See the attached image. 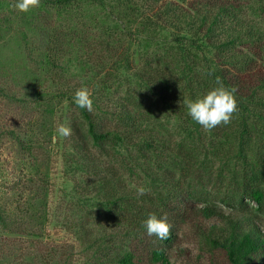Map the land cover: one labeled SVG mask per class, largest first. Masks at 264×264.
Here are the masks:
<instances>
[{"label":"trees","instance_id":"16d2710c","mask_svg":"<svg viewBox=\"0 0 264 264\" xmlns=\"http://www.w3.org/2000/svg\"><path fill=\"white\" fill-rule=\"evenodd\" d=\"M16 3L0 0V13ZM6 20L4 13L0 40L10 38L0 51V93L28 109L29 123L0 126V138L31 165H51L58 147L64 172L80 175L85 198L74 235L87 264L190 259L174 218L190 222L225 264H264V0H41L20 12L18 31ZM136 35L158 46L133 69ZM66 58L77 75L66 78ZM218 78L235 89L238 109L208 131L183 102L218 87ZM123 84L131 86L114 91ZM82 87L92 93V111L73 102ZM64 102L72 110L67 138L57 132ZM48 175L36 170L24 183L35 227L25 228L5 203L1 230L42 238ZM150 214L167 216V239L147 235ZM76 248L34 247L30 263L14 254L16 264H74Z\"/></svg>","mask_w":264,"mask_h":264},{"label":"rangeland","instance_id":"374dc122","mask_svg":"<svg viewBox=\"0 0 264 264\" xmlns=\"http://www.w3.org/2000/svg\"><path fill=\"white\" fill-rule=\"evenodd\" d=\"M4 13L7 14L5 24H11L12 30L18 31L20 26L18 24L20 11L11 6L6 8L4 12L2 10L0 19L3 18ZM11 20H13V23L9 22ZM9 38L10 36L7 35L0 40V51L3 50V45H5ZM131 45L133 69L142 66L149 54L158 46L157 43L144 39L139 35L133 38ZM63 65L69 71L66 78L78 74L74 58L71 60L66 58ZM130 71L126 73L130 75ZM76 78H73V80ZM1 80L4 81L5 78L2 76ZM130 86H127V88L123 84V90L115 89L114 91L124 92ZM116 87L120 86L117 85ZM16 104L18 105L14 100H9L8 97H4L0 93V126L5 129H18L19 126L27 127V123H29L28 109L21 111L17 108ZM58 111L60 112L57 114L56 120L59 124H64L67 115L72 111L68 106V102H64V104L58 106ZM54 140L57 139L54 138ZM60 151L58 147L55 149V161L53 160L51 165L45 166L43 161L39 160L33 162L31 165L29 158L21 154L17 145L11 139L0 138V205L6 203L9 213L12 212L18 219L21 217L19 220L25 228L33 227L34 222L27 216V213L30 215L29 207L26 206L30 203L31 193L25 189L24 183L35 176L36 170L42 172V176L49 173L48 179L50 181L48 220L45 224L42 238L36 239L10 234L0 229V264H16L19 258L14 253H19V251L24 254L23 258L25 262L30 263L32 262L31 258L35 256L34 247H42L48 251L49 249L61 250L62 248H66L67 245H75L77 247L73 256L76 259L74 264L88 263L86 262L88 258L81 251V248H79L74 235V231L80 229L79 227H74V224L79 219L76 210H82L80 204L85 198L80 188H77L81 184V177L77 173L72 176V174L64 172L65 165L59 155ZM214 199L219 204L216 195ZM18 200H21L22 203H18ZM252 205L257 207L255 203H252ZM16 206L18 208L15 209ZM82 214H85L84 208ZM258 214L261 215V213ZM175 220L180 227L179 240H181V244L189 249L191 254L189 256L190 259L185 260V257L177 258L175 264H225L224 256L221 252L210 248L206 238L201 236L199 231L190 222H185L182 219L178 221V219L174 218ZM261 221L260 224L264 230V215L261 216Z\"/></svg>","mask_w":264,"mask_h":264},{"label":"clouds","instance_id":"9594fccd","mask_svg":"<svg viewBox=\"0 0 264 264\" xmlns=\"http://www.w3.org/2000/svg\"><path fill=\"white\" fill-rule=\"evenodd\" d=\"M40 4L41 0H17L14 7L20 12L27 13L33 8L39 7ZM216 84L219 86L211 89L201 98L195 101L185 100L183 102L188 109L190 117L208 131L221 124H229L233 114L238 109V103L234 96L235 89L228 90L219 78L216 80ZM91 97V91L87 87H82L75 92L73 102L79 108H86L92 111L93 100ZM57 132L65 138L70 137L72 134L71 128L65 124H59ZM133 187L136 188L138 196L146 194L147 190L143 186L136 187V185H133ZM145 227L148 236H156L161 240L167 239L171 230V225L168 223L166 215L158 218L155 214H150L145 221Z\"/></svg>","mask_w":264,"mask_h":264}]
</instances>
